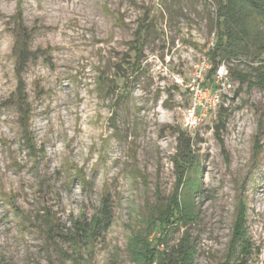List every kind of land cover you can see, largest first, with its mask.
<instances>
[{
    "label": "rangeland",
    "instance_id": "rangeland-1",
    "mask_svg": "<svg viewBox=\"0 0 264 264\" xmlns=\"http://www.w3.org/2000/svg\"><path fill=\"white\" fill-rule=\"evenodd\" d=\"M214 12L213 0H0V101L18 95L19 13L35 53L21 76L27 124L14 105L0 112V264H134L129 240L177 189L179 131L199 164L196 218L170 230L168 246L187 231L192 264H224L243 209V264H264V92L234 76L255 64L227 63L230 89L193 130L174 82L208 53ZM106 196L113 221L100 239L77 251L55 236Z\"/></svg>",
    "mask_w": 264,
    "mask_h": 264
},
{
    "label": "trees",
    "instance_id": "trees-1",
    "mask_svg": "<svg viewBox=\"0 0 264 264\" xmlns=\"http://www.w3.org/2000/svg\"><path fill=\"white\" fill-rule=\"evenodd\" d=\"M213 1L214 46L206 54L211 66L206 73V81L213 79L215 71L222 63H235L236 60L245 59L255 66L250 72L240 71L234 76L242 82H247L249 88H257L264 92V0ZM15 19L12 57L18 82V95L12 100L0 101V112L4 107L14 105L21 120L27 124L29 109L21 76L26 66L35 58V53L30 50L31 33L25 28L21 14L19 13ZM140 53V50L135 52V61ZM139 70V64L136 62L132 64V71ZM178 144L175 159L178 172L177 189L167 204L155 207L157 211L148 214L145 219V230L129 240L127 250L129 259L134 264L193 263L196 251L187 231L174 246H168V232L178 229L179 225H189L196 218L192 196L194 188L198 186L195 181L199 179V164L189 139L182 131L178 132ZM191 173L195 174L194 181L186 185L187 176ZM96 213L89 221L74 220L68 230L69 235L56 233L55 236L77 251L84 247L88 248L91 243L100 239L112 224V204L108 196L102 199L101 207ZM245 223L243 209L237 210L224 264H243V260L251 256L252 245L246 239Z\"/></svg>",
    "mask_w": 264,
    "mask_h": 264
},
{
    "label": "built area",
    "instance_id": "built-area-1",
    "mask_svg": "<svg viewBox=\"0 0 264 264\" xmlns=\"http://www.w3.org/2000/svg\"><path fill=\"white\" fill-rule=\"evenodd\" d=\"M214 46V34L208 50ZM211 69L208 56L204 55L203 61L195 70L193 77L184 82L180 77H175L174 82L177 87H184L185 92L190 97L188 109L184 117V127L188 130L197 128L202 121L204 114L220 105L221 93L231 87L227 78V63H222L211 81H206V73Z\"/></svg>",
    "mask_w": 264,
    "mask_h": 264
}]
</instances>
